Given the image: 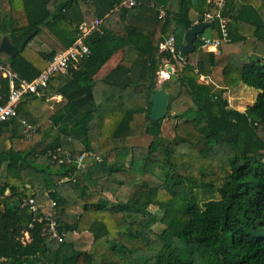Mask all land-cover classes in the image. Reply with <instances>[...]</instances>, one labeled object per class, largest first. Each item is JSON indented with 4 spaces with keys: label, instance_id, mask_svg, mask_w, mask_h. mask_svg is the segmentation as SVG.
Returning <instances> with one entry per match:
<instances>
[{
    "label": "trees",
    "instance_id": "trees-1",
    "mask_svg": "<svg viewBox=\"0 0 264 264\" xmlns=\"http://www.w3.org/2000/svg\"><path fill=\"white\" fill-rule=\"evenodd\" d=\"M121 1L7 0L10 14L2 15L0 35L19 48L37 31L14 58H8L10 69L20 80L34 81L51 58L79 39L81 26L103 21ZM138 2L141 6L121 8L105 19L83 41L89 55L65 74H54L38 88L40 96L22 98L17 117L0 126V141L8 143L0 150V171L5 170L0 183V264H264V63L244 59L237 66L227 65L229 54L264 48V0H240V6L227 0L230 43H221L219 56L203 52L200 39L206 31L208 39H220L216 25L206 29L184 66L160 53L159 44L173 36L181 49L184 34L194 24L190 12L199 3ZM161 9L173 18L158 20ZM209 9L202 6L198 15L203 17ZM138 12L149 13L156 22L151 34L128 25L127 17ZM43 30L61 48L47 54L32 50L30 43ZM236 44L242 47L230 50ZM117 53L122 55L119 64L103 79H95ZM163 61L181 68L175 74L178 92L170 95L168 114L185 102L191 105L174 116L181 122L172 141L162 138L163 120L149 119V99ZM214 68H221L225 84L219 91L199 82ZM237 82L258 91L244 112L229 108L223 96ZM161 87L169 88L166 82ZM8 95V83L1 80L0 105ZM52 98L60 101L45 110ZM139 116L151 138L146 149L133 145L132 123ZM20 121L38 126L31 141L22 139ZM56 149L93 152L101 161L78 174L75 182H63L73 175V168L51 163L47 152ZM205 161L217 162L229 172L217 189L218 199L200 205L195 190L212 191V185L187 176L186 170ZM155 170L160 184L140 180ZM131 188H137L136 195L124 192ZM29 191L36 204L45 202L47 193L56 202L58 228L65 237L55 248H49L38 225L29 229L33 216L23 205ZM14 201L18 208L8 210L6 202ZM77 202L82 209L73 219L70 208ZM150 207L162 217L150 213ZM156 224L165 229L155 233ZM26 232L29 241L23 240ZM84 233L92 236L88 251L77 249L73 240L74 234Z\"/></svg>",
    "mask_w": 264,
    "mask_h": 264
},
{
    "label": "built area",
    "instance_id": "built-area-1",
    "mask_svg": "<svg viewBox=\"0 0 264 264\" xmlns=\"http://www.w3.org/2000/svg\"><path fill=\"white\" fill-rule=\"evenodd\" d=\"M227 0H210L208 5L209 11L202 17V22L213 23L216 25L219 31V40H210L208 38H201V49L203 52L213 54L215 56L220 53L221 43H230L229 35V16L224 14L225 4ZM141 6L138 0H122L120 4L115 8L119 10L121 8L132 9L134 7ZM152 8V6L150 5ZM167 18L172 19V14H167L164 9L159 10L158 20L164 22ZM101 22H94L91 26H81V35L73 46L68 49L62 50L56 54L51 60L47 62L46 69L32 82L27 83L18 78V75L13 72L8 64L0 63V81L5 80L8 83L9 95L5 104L0 105V126L4 123L11 121L17 117V106L19 102L25 96L36 95L38 88L45 87L47 81L54 74H65L68 67L76 66L80 61L89 55V49L83 44L85 38L90 35ZM159 52L169 54L176 62L184 66L187 61L183 56L181 49L175 46L173 36L166 37L159 44ZM167 66H164V70L160 72V75H166L169 79ZM170 66V65H169ZM172 69V67H171ZM204 82L203 78H200ZM20 135L24 141H31L34 135L38 131V126L28 124L26 121H20ZM47 158L50 159L52 164L66 165L73 168V175L70 178H65L63 182H75L76 176L80 173L87 171L92 165L99 163L100 158L93 152H83L80 154H72L68 151L56 149L47 152ZM89 167V168H88ZM24 206H27L29 212L33 216V220L29 225V229H32L34 224L38 225L41 230V234L45 236L48 243H54L60 245L63 243L65 233L58 228L56 202L46 194V201L40 204H36L32 197H27L24 202ZM24 241H29L28 233H24Z\"/></svg>",
    "mask_w": 264,
    "mask_h": 264
},
{
    "label": "rangeland",
    "instance_id": "rangeland-1",
    "mask_svg": "<svg viewBox=\"0 0 264 264\" xmlns=\"http://www.w3.org/2000/svg\"><path fill=\"white\" fill-rule=\"evenodd\" d=\"M0 11L2 15L10 14L7 0H0ZM193 19H195V16H193ZM208 34H209L208 31H206L205 34H203V36L207 37ZM1 39H2V36L0 35V43H1ZM234 47L241 48L242 46L240 44L239 45L236 44L234 46H231L230 50H232ZM245 52H247V54H229L228 57L230 55H236V56L240 55L241 58H239L235 62H232L230 61L232 57H230L228 58L227 65L229 66L239 65L244 59L253 60V61L262 60V62L264 63V48L257 49L258 53L250 51L248 48H246ZM247 55L248 57H246ZM7 58H8L7 56L0 54V60L3 63H7ZM190 61L193 62V57H190ZM190 61L189 63H191ZM165 63L166 61L162 62V66L157 74L156 89H161L162 84L166 82L169 88L165 90L170 95H175L178 92V86L174 84L175 80L174 81L172 80V82H170L168 81V79H164L160 75V72L164 70ZM168 64L170 63L168 62ZM170 65L172 66V69H173L172 73H173V76L175 77V74L178 73L181 68L175 63H172ZM213 71H214L213 72L214 74L212 75V78L210 79V82L212 83H209L208 79H205L204 82H202L200 79L199 82L204 83V84H209L214 89L217 86L224 87L225 84L223 83L222 76L220 75L221 70L220 72L217 70H213ZM168 76L170 78L169 74ZM225 83H227V81ZM215 90L218 91V89H215ZM227 90L228 92L226 91L227 94L224 95V98H226V100L228 101L229 108L238 110L240 112H244L248 106L252 105L258 94L257 90L249 88L240 82L233 84ZM56 102L57 100H55L54 98L50 99L48 106L46 107L45 110H52ZM190 107L191 105L185 102L177 109L176 112H172L169 114L167 113L169 117L166 115V118L163 120L162 126H161V131H162L161 135L164 140L172 141L174 139L176 135L175 126L177 123L181 122L180 120L174 119V116L177 113L183 112ZM145 124L146 122L143 116L136 117L134 119V122L132 123L131 129H132V136H133V145L137 147L138 149H146L151 142V138L146 136L144 133ZM7 147H8L7 142L0 141V150L6 149ZM182 151H186V148L182 149ZM140 153H142V151ZM222 157H221V161L224 162ZM186 171H187V176L192 177L196 181L206 184V185H212V191L195 190L197 202L200 205L208 200L218 199L217 189L222 186L229 172L223 165L217 162L210 163L207 161L201 164L193 163ZM4 174H5V170L3 169L0 171V183L3 181ZM160 179H161L160 173L155 170L154 175H147L140 180L146 182V184L147 183L148 184H160L161 183ZM140 180H137V182H139ZM93 190H95V192H99L98 187L97 188L95 187ZM137 191H138L137 188H131L130 190H124V192L127 193L129 196L136 195ZM103 197L109 200H113L111 196L108 194H104ZM81 209H82L81 202H77L75 205H73L70 208V212H71L73 219H75L79 215V213L81 212ZM149 212L154 214L157 218L162 217V212L158 211L156 207H150ZM137 220L138 222L145 223V221H142L143 219L138 218ZM163 229H165V227L162 224H156L154 227H152V230L155 233H160ZM73 240L76 244L77 249L82 250V251H88L92 243V236L87 233H84L81 235L74 234ZM51 244H54V243H51Z\"/></svg>",
    "mask_w": 264,
    "mask_h": 264
},
{
    "label": "water",
    "instance_id": "water-1",
    "mask_svg": "<svg viewBox=\"0 0 264 264\" xmlns=\"http://www.w3.org/2000/svg\"><path fill=\"white\" fill-rule=\"evenodd\" d=\"M193 4L197 2V0H192ZM2 17L0 13V23H1ZM51 21V18L47 19L45 23H48ZM214 28L213 23H204L202 22V17L198 18V22L193 24L191 28L184 34L183 38V44L181 46V51L183 56H188L195 51V45L194 42L197 40L199 36H201L205 29H212ZM37 31H33L30 34L26 36V38L21 43L20 47L17 48L11 44L7 36H3L0 43V54L7 56L8 58L12 59L17 54L19 50H22L28 42L35 36ZM167 72L170 75V78L174 81L175 77L173 76L171 66H167ZM146 86H148L147 83H144ZM169 101H170V94L164 90V89H154L153 95L149 99V103L151 104V111L149 115V119L153 122L164 120L166 118V115L168 113V107H169ZM27 197L32 196V192L30 191L25 194ZM19 203L17 201H14L12 204H9L6 202V207L8 210L14 211L16 208H18Z\"/></svg>",
    "mask_w": 264,
    "mask_h": 264
},
{
    "label": "crops",
    "instance_id": "crops-1",
    "mask_svg": "<svg viewBox=\"0 0 264 264\" xmlns=\"http://www.w3.org/2000/svg\"><path fill=\"white\" fill-rule=\"evenodd\" d=\"M142 2H148V0H140ZM208 1L210 0H197V2L194 4V5H197L199 3V8L198 9H193L191 12H190V18L194 21V24L198 22V18L201 17L198 15V11L200 9H202V6L203 8H206V6L208 5ZM230 1H233L235 3L236 6H240V0H230ZM201 5V7H200ZM115 12H118V10H114L110 15L114 14ZM1 13V11H0ZM110 15H108L105 19H107ZM193 16H195V19H193ZM1 17H2V14H1ZM104 19V20H105ZM103 20V21H104ZM101 21V23L103 22ZM127 23L128 25H132L133 27L135 28H138L139 30L143 31L144 33H149L151 34L154 29H155V26H156V22L154 21V19L152 18V16L147 13V12H138L136 14H133V15H130L127 17ZM206 30V29H205ZM205 32V31H204ZM209 36V34H208ZM184 38V36H183ZM204 38H207L204 36ZM75 44V43H74ZM73 44V45H74ZM182 44H183V40H182ZM250 44V47L253 48L254 45L253 43L250 41L249 42ZM72 45V46H73ZM29 47L34 50L35 52H40V53H49L51 52L54 48H61V45L56 41V39H54L51 35H49L45 30H43V33L41 34L40 37L38 38H35L29 45ZM220 54V53H219ZM219 56V55H217ZM248 56V55H247ZM232 57V59L234 60H230L232 62H235L237 61L239 58H241L240 55L236 56V55H230L228 58ZM122 58V55L121 53H117L100 71L99 73L95 76V79H98V80H101L103 79L106 75H108L115 67L117 64H119L120 60ZM228 58H227V61H228ZM0 63H3L1 60H0ZM3 64H8V58H7V63H3ZM165 65H170L168 64L167 62L165 63ZM171 66V65H170ZM235 66V65H234ZM237 66V65H236ZM172 67V66H171ZM106 69V70H105ZM173 70V69H172ZM213 70H217L220 72L221 68H214L212 69L211 71V74L209 76V78H206L209 80V83H212L210 82V79L212 78V75L214 74ZM221 75V73H220ZM218 87V88H217ZM215 89H218L219 90H222L224 89V87L222 86H217ZM228 92V90H226ZM227 92L224 93L227 94ZM223 95V96H224ZM55 100H57L56 103H58L60 101V98H54ZM8 148V147H7ZM31 193V192H30ZM8 195V194H7ZM49 248H55L56 245L55 244H51L49 243L48 244Z\"/></svg>",
    "mask_w": 264,
    "mask_h": 264
},
{
    "label": "bare ground",
    "instance_id": "bare-ground-1",
    "mask_svg": "<svg viewBox=\"0 0 264 264\" xmlns=\"http://www.w3.org/2000/svg\"><path fill=\"white\" fill-rule=\"evenodd\" d=\"M162 78H166V75L164 74V75L162 76Z\"/></svg>",
    "mask_w": 264,
    "mask_h": 264
}]
</instances>
